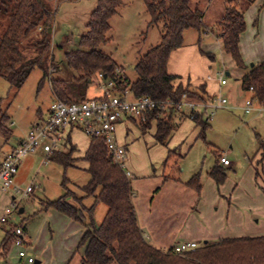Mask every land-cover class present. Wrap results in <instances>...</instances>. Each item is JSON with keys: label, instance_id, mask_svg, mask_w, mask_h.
Wrapping results in <instances>:
<instances>
[{"label": "trees", "instance_id": "trees-1", "mask_svg": "<svg viewBox=\"0 0 264 264\" xmlns=\"http://www.w3.org/2000/svg\"><path fill=\"white\" fill-rule=\"evenodd\" d=\"M55 0H0V77L4 78L14 91H18L29 74L39 68L46 74L48 65L52 70V24L55 15ZM152 25L163 27L158 45L151 48L135 64L137 79L130 82L119 76L118 66L110 56L97 50L105 44L110 26L109 20L117 14L123 0H98L97 7L91 12L86 25L87 32L80 38V49L65 53L68 67L79 72L76 81L86 84L95 75L112 82V92L131 97L148 96L157 101L178 102L183 95L187 100L205 103L212 100L205 94L204 87L197 89L189 85L175 87L178 78L167 73L166 65L172 51L182 46V34L187 29L205 30L203 14L191 7L190 0H142ZM251 2L248 1L247 4ZM264 5V3H263ZM221 28V46L229 62L244 73L239 77L243 92L264 107V62L245 65L239 52V38L245 30L243 8L236 6V0H226L224 13L218 21ZM31 48L33 55L25 54L24 49ZM210 58V56H208ZM252 87V91L249 88ZM54 98L65 103H80L86 100L84 92L78 97L69 89V84L54 81ZM99 98V97H98ZM77 101V102H76ZM159 112L148 115V122L135 124L142 130L151 127L155 120V140L165 145L172 131L173 110L167 116L160 117ZM183 111L179 116L191 119L200 129L198 137L204 139L210 128L206 110ZM0 118V136L8 141L12 132ZM155 118V119H154ZM65 136L62 150L52 151L48 160L60 166L64 172L68 168L83 169L89 179L79 188V196L71 192L67 179L62 181L64 195L46 203V209L52 208L69 219L79 222L85 231L78 243L76 252L83 249L79 264H264V235L226 237L203 241L193 250L175 254L172 248L158 249L144 239L137 222L132 202V188L127 179L111 160L102 139H89L88 147L81 157H76L77 148L70 133ZM263 141L260 148H263ZM217 156L215 164L207 172L217 187L226 179V169L220 166ZM77 163L79 165H77ZM76 164V165H75ZM78 166V167H76ZM184 185L199 194L200 175L194 174ZM93 198V204L86 208L83 200ZM72 199V201H70ZM99 204L106 206L102 221H94V212ZM12 229V228H11ZM11 229L7 230L0 243V258L7 257L12 245Z\"/></svg>", "mask_w": 264, "mask_h": 264}, {"label": "rangeland", "instance_id": "rangeland-1", "mask_svg": "<svg viewBox=\"0 0 264 264\" xmlns=\"http://www.w3.org/2000/svg\"><path fill=\"white\" fill-rule=\"evenodd\" d=\"M203 1L205 0H201V2ZM218 1L210 0L209 4L211 3V6L208 16L216 17L219 14L220 5ZM248 1L250 0H236V6L240 5L242 7ZM97 4L98 0H55V15L52 24V60L54 68L51 70L48 65L46 74L43 70L35 68L18 91H14L9 83L0 77V118L5 116L3 122H5L6 128L15 132V136L21 137V140L28 135L35 123L45 119L50 104L55 100L52 89L54 81L67 82L71 92L75 93V96L78 95L76 98H79L84 92L86 99L96 98L95 95L99 94L103 86L107 84V80L100 78L98 75L88 80L87 84L84 81H76V79H79L80 74L68 67L65 58L66 52L80 49V38L87 32L86 25ZM191 7L193 9L198 8L195 4H192ZM217 23L210 29L219 37L221 28ZM109 26L110 30L106 36L108 41L97 47V50L111 57L118 66L119 76L126 77L130 82H133L137 79L134 71L135 64L151 48L160 43L163 27L161 24L159 26L150 24L142 0H123L117 14L109 20ZM204 27H207V25L204 24ZM195 31L197 30L190 29L188 32H184L185 45L191 43V39L187 35L196 33ZM198 34L203 39L206 36L205 31L201 30L197 31V36L193 37H198ZM24 52L28 56L33 55L31 48L24 49ZM225 79L232 83L231 77L225 76ZM222 97L226 98L224 95ZM245 100L241 97H234L233 100L227 99V104L222 108L206 110L210 119V128L205 132L204 139L197 137L198 132L195 135L187 133L188 135L181 139L184 142L181 144L180 150L182 155H185L181 158L171 157L168 160V165L164 168L165 172L163 173L168 175V178L162 179L158 172L153 174L151 170V176L148 178L134 180L130 173V178L133 181V204L137 208L138 216L140 218L144 216L151 220L150 223L158 231V235H163L162 239L168 237L164 235H168V233L171 235L177 231L179 226L185 224L191 216L197 218L201 225L207 228L209 225L215 226L218 224L227 226L230 219L229 210L232 209L237 210L236 212L239 215L254 221L252 224L259 220L258 223L261 228L258 226L257 232H264V201L255 202L257 198L255 200L250 194L248 195L250 201L247 202H245V198L225 197L221 194L214 198V196L210 197L208 189H205L204 193H200V196L197 197L192 190L183 186L184 182L197 173L200 175L201 183L206 180L207 171L215 161L213 154L215 150L225 154L231 162L232 169L228 170L231 181L244 176L250 166L244 156H248L252 162L253 156L260 148V142L264 138L263 118L257 117L251 120L256 117L253 116L255 112L249 114L236 109L239 103L244 105ZM83 138L85 145L88 140L87 137H82L79 133L72 135V141L77 144L78 148ZM2 139L0 136V145ZM12 139L13 134L10 141L15 143ZM139 144L141 151L146 153L148 147H145L144 141ZM7 150V145L0 149V159ZM259 157V162L264 161V147L261 149ZM45 158L43 154L37 151L35 154H29L21 161L17 174L18 186L25 189L27 186L32 185L33 191L29 196L23 197L12 193L16 199L11 203L9 200L11 194H8L10 192H4V194L0 192V205L3 201L9 202V208L11 209H14V205H17V211L15 210L11 214L14 218L12 220L17 223L22 222L24 226L27 225L30 234L33 237L36 236L35 243L41 241L44 244L47 241L51 243L52 237L55 238L56 234L55 232L53 234L47 224V215H49L48 210L50 208L46 209V203L57 200L64 195L65 191L62 187L64 178L67 179L68 189L76 196L80 195L79 188L86 184L89 179V175L83 169L68 168L64 172L57 164L44 163ZM144 160L149 162L148 157ZM77 165L79 164L77 163ZM255 172L260 171L256 168ZM257 184L264 191V186L260 185L258 180ZM243 190H245L244 187ZM262 195L264 198V192H262ZM198 204L199 206L204 204L202 214L197 209ZM20 208L24 209L23 213H19ZM104 209L106 210V206L103 204L97 207L96 216L98 221L101 220ZM32 216H35V218L31 219ZM1 226L0 243L3 239ZM248 227L253 228L254 226L249 225ZM248 227H246L245 232L250 234ZM201 242L203 241H199V243ZM76 248L71 253V264H79L80 255L74 251ZM51 249L52 246L50 247V254H52ZM27 250L28 254L30 252L33 258H36V253L33 250H30L29 247ZM11 252V255H13L12 250ZM11 255L9 254V256ZM42 263H44V259H42ZM0 264H12V262L10 258L9 263H5L4 259L0 258Z\"/></svg>", "mask_w": 264, "mask_h": 264}, {"label": "crops", "instance_id": "crops-1", "mask_svg": "<svg viewBox=\"0 0 264 264\" xmlns=\"http://www.w3.org/2000/svg\"><path fill=\"white\" fill-rule=\"evenodd\" d=\"M209 2L210 0H205L203 2H201V0H192V1L190 0L191 5L192 4L197 5L198 8L195 9H201L202 11L204 17L203 23L205 22L204 23L205 26L207 25V27H205L204 30L206 36L204 35L205 37L203 39L198 34V37L194 38L193 36H197L196 35L197 31H195L196 33L187 35V37L191 39V43L185 45L184 32H188L190 29L185 30L182 34V38H183L182 46L172 51L169 55L166 65L167 73L171 76L178 77L174 81L175 87L181 85L184 88L187 85H189L191 88L197 89L198 87L202 86L204 87L205 94L209 98L217 97L218 95L221 96L224 95L228 100L229 99L233 100L234 97L237 98L241 97L242 99L245 100L247 98H250V93H246L242 91L239 81V77L244 72L239 69H236L229 62L228 57L225 56L222 51L220 36L217 37L216 34H214V31L210 29L222 17L224 13V8L226 6V0L218 1V4L220 5V12L216 17L208 16V11L211 6V3L209 4ZM263 3L264 0H251L249 4H247L246 2L245 5L242 6L243 18L245 21V30L243 31V33L240 35L239 38V52L241 54V57L245 65L247 66H249L250 64L254 65L264 62ZM193 38L194 40H192ZM208 56H210V58ZM227 62L229 65L227 64ZM219 73H223V75L226 77L227 76L231 77L232 83L226 80V84L221 86L219 84V78H220ZM102 92L103 89H101V92L99 94L95 95L96 98L100 97L102 95ZM243 104L244 105H242V103H239V106L237 105L236 109L244 111L243 109L245 107V101L243 102ZM257 106L258 104L256 102H253V110H251V113L255 112L253 116L256 117L252 118L251 120L260 117L263 118L262 120L264 121V112L259 111ZM183 112L188 114V111L186 110H184ZM172 115H174L173 122L176 124V128L172 131L165 145L159 144L154 138L155 121H153L151 127L146 129L145 131H142L135 124V121L133 119H124L118 124L116 129V138L117 141L120 144L124 145L127 150L126 168L127 171L131 173V177L134 178V180L137 178H144V177L148 178L149 176H151V170L153 174L158 172V174L162 179L168 178V175L163 174L165 172L164 168L167 167L168 165L167 164L168 160L171 157L181 158L184 157L185 155V154L182 155V152L180 150V146L184 142L181 139L186 137V135H188L187 133H189L190 135L192 134L195 135V133L198 132L197 134L198 137L200 129L195 126L194 122L191 119H189L186 116H182V115L179 116V113L177 112L176 114H172ZM209 120L208 123L210 125ZM11 132L13 134L12 140H14L15 143L10 141L11 138L6 142L5 140L2 139V144L0 145V149L3 146L7 145L8 150L5 152L2 159H0V164L2 163L6 155L11 150H13L21 141L20 139L21 137L18 138V136H15V132L13 131ZM76 133L77 134L79 133L82 137L86 138V136H84V134H82L80 131L73 130L70 133L71 139H72V135ZM143 141L145 147H148L147 148L148 151H146V153L141 151V147L139 144L140 142ZM72 142L73 144H75L77 148V152L75 153L76 157H81L88 147L89 139L86 141V144L84 145L85 141L83 138V140L79 144V148L77 144L74 143V141ZM263 143H264V138H263ZM261 149L262 148H259L256 154L253 156L252 162L250 161L248 156L246 155L244 156V159L249 163L250 166L242 178L231 181L230 177L228 176V170L232 169L231 162L229 161L228 166L220 165L221 167L226 169V179L221 186L217 187L214 181L207 174L206 180L203 183H201L200 180L201 190L199 194L195 193L194 191L193 192L196 194L197 197H199L200 193L202 192L204 193V190L208 189L210 192V197L214 196V198H216L217 195L221 194V195H225V197L233 196L234 198L237 197L245 198V202L250 201L248 197V195L250 194L255 198V200L257 198L256 201L254 200L255 202H259V201L263 202L264 198L262 197L263 196L262 192L264 191H262V189L259 188L257 184V180H258L260 185L264 186V161H260V162L258 161L260 160L259 154ZM39 152L43 154L42 151L39 150ZM140 152H141V156H140ZM213 154L215 156V161L217 156L218 157L223 156L226 159H228V157L225 154H221L218 150L213 151ZM43 155L45 158L46 155L45 154ZM146 157H148L149 162H147V160L146 161L144 160ZM215 161L210 166V168L215 164ZM79 166L80 168L76 166L78 168H74V169L84 168L82 165ZM256 168L259 169L260 172L256 173L255 172ZM17 174L15 176V183L18 185L19 181L17 179ZM132 178H129V180H130L131 188L133 190ZM183 186L187 188L184 184ZM243 187L245 190H243ZM0 192L2 194H4V192L5 193L10 192L8 193L11 194L9 196L10 197L9 200L11 201V203L15 201L16 198L12 194L13 192L11 190L2 191L0 189ZM132 202H134L133 193H132ZM92 204H93V198H86L83 200V205L86 208H89ZM9 205H10L9 202L6 201L2 202V204L0 205V217L5 215L6 208H9ZM97 207L94 212V221L95 223L99 224L102 221L107 209L106 210L104 209V211H102L101 220L98 221L96 216ZM20 209H22L21 213H23L24 209L23 208ZM197 209L198 211H200V214H202L204 211V204L201 206H199L198 204ZM148 211L150 212V209ZM236 211L237 210L235 209L229 210L230 219L228 221L227 226L223 224L221 225L218 224L215 226L209 225L207 228L206 226L204 227L203 225H201L200 221H198L197 218L191 216L190 219L188 218L186 220L185 224L179 226V229L177 231H175L171 235L169 233L168 235H164L168 237L162 239L161 237H163V235L161 236L158 235V231L154 229V227L150 223L151 220H148L144 216L140 218L138 216L139 214L137 208H135L137 222L141 229L142 234L145 236L144 237L145 241L152 244L154 247L162 250H166L170 247L173 248L180 243H186L192 241L198 244L199 241L216 240L219 238H226V237L264 235V232L263 233L257 232L258 226L259 227L261 226L258 223L259 220L255 221V224L256 223L259 224V225L256 224L257 225L256 226L255 224H252L254 223V221H251L248 217L246 218L243 217V215H239V213ZM48 212L49 215H47L48 216L47 224L49 225V229L52 230L53 234L54 232L56 233L55 238L52 237L51 243H49L48 241L46 244L42 243L41 241H37L35 243L36 236L33 237L32 234H30L27 225L24 226L22 222L17 223L14 220H12L13 217L11 216V214L13 212L7 215L8 222L5 224V226L4 225L1 226L2 227L1 229L3 231V238L7 230L11 229L13 226H19L22 228L23 231V242L25 248L27 249L29 247L30 250H33L36 253V258H34L35 259L34 264H71V253L73 249L77 247L76 246L78 245L77 243L80 242V239L85 231V228L81 223L69 219L64 214H61L52 208H50ZM33 218H35V216L31 217V219ZM249 225L250 226L252 225L254 227L253 228L248 227ZM246 227H248L250 234L245 232ZM41 234L44 236L42 231ZM51 246H52L51 249L52 254H50ZM11 250L13 251V255H11L12 253ZM82 251H83L82 248L78 250L79 255L82 253ZM14 253H16V249L11 246L8 251L7 257L4 258L5 263H9V258H10L12 264H23V261L18 260ZM9 254L11 256H9ZM29 255L33 257V255L30 254V252ZM42 259H44V263H42Z\"/></svg>", "mask_w": 264, "mask_h": 264}, {"label": "built area", "instance_id": "built-area-1", "mask_svg": "<svg viewBox=\"0 0 264 264\" xmlns=\"http://www.w3.org/2000/svg\"><path fill=\"white\" fill-rule=\"evenodd\" d=\"M219 74V84L225 85V76L223 73ZM99 77L102 78V75L99 74ZM112 87V82L107 81L99 98L86 99L80 103H65L57 99L52 101L45 119L35 123L28 135L6 155L0 164V189L2 191L11 190L14 194L23 197L29 196L33 191L32 185L21 189L15 183V176L22 159L40 150L46 155L44 163H47L49 161L47 157L52 151L62 150L65 136L71 129L80 131L88 139H102L112 162L129 179L130 172L126 169L127 150L116 138V129L122 120L136 119L141 123H147L148 115L154 111L157 114L161 112L160 117H162L167 116L171 110L175 113H181L184 110L188 112L209 111L222 108L227 104V99L221 95L205 103L187 100L184 95L178 102L157 101L148 96L134 98L127 92L117 95L112 92ZM249 91H252V87ZM253 102L256 101L251 98L245 100V113L253 110ZM257 107L259 111L264 112V107L259 104ZM219 163L222 166H228L229 160L221 156ZM14 206V209L6 208L5 215L0 217V225L8 222L7 215L17 209V205ZM10 235L12 237L11 246L16 249V258L23 261V264H34L35 259L28 254L25 248L22 228L13 226ZM196 247L197 243L193 241L180 243L172 248V252L182 254Z\"/></svg>", "mask_w": 264, "mask_h": 264}, {"label": "water", "instance_id": "water-1", "mask_svg": "<svg viewBox=\"0 0 264 264\" xmlns=\"http://www.w3.org/2000/svg\"><path fill=\"white\" fill-rule=\"evenodd\" d=\"M250 66H253L252 64H250ZM19 212L21 213L22 212V209L19 210Z\"/></svg>", "mask_w": 264, "mask_h": 264}]
</instances>
